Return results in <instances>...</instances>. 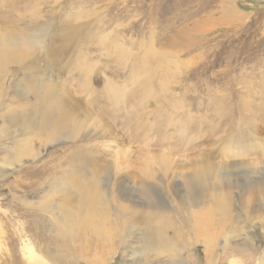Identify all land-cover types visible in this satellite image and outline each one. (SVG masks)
Returning <instances> with one entry per match:
<instances>
[{
  "label": "rangeland",
  "instance_id": "1",
  "mask_svg": "<svg viewBox=\"0 0 264 264\" xmlns=\"http://www.w3.org/2000/svg\"><path fill=\"white\" fill-rule=\"evenodd\" d=\"M29 13L38 14L51 36L39 69L71 102L81 129L73 141L58 137L47 146L33 141L38 161L5 175L0 171V264H10L9 236L27 231L32 218L37 226L31 225L27 240L36 264H52L44 253V213L19 200L35 202L64 180L66 166L81 153L83 166L90 163L87 173L98 168V185L125 205L177 200L190 188L187 178L210 167L203 201L216 192L222 197L212 184L226 183L231 212L225 221L212 216L211 235L201 221L210 218V204L196 208L199 239L192 234L190 255L183 259L256 264L264 239L253 236L254 224L264 220V198L249 192L264 184V0H0V16L19 17L11 23ZM76 146L83 152H74ZM43 162L47 176L36 174ZM148 186L151 200L139 193ZM47 200V207L57 205L58 194H47ZM106 211L110 217V206ZM230 222L250 235L245 252L239 246L223 249L222 241L232 239ZM80 235L91 240L86 232ZM69 244L64 246L70 256L63 258L71 264H144L140 251L121 253L118 243L78 254V244ZM22 245L19 264H28Z\"/></svg>",
  "mask_w": 264,
  "mask_h": 264
},
{
  "label": "bare ground",
  "instance_id": "2",
  "mask_svg": "<svg viewBox=\"0 0 264 264\" xmlns=\"http://www.w3.org/2000/svg\"><path fill=\"white\" fill-rule=\"evenodd\" d=\"M27 16L29 17L20 19L17 23H11L10 19L19 17L0 16V139L5 142L1 144L4 156L0 158V171L4 175L6 171L10 172L18 167L17 171H20L24 163H34L39 160L37 151L33 149V141L45 146H47V140L58 137L73 141L81 129L71 102L61 95L62 91L59 94L55 85L47 81L45 70L39 69L40 62L45 61L44 55L51 40V36L47 33V25L39 24L36 13H29ZM67 46L69 44L66 43L64 49ZM12 68L16 69L18 76L10 75ZM39 71L42 74H38ZM10 78H13V81ZM80 150L79 146L74 148V152H83L82 149ZM80 155L66 166L69 171L64 180H56L54 186L48 187V190L46 188L43 194L36 196L35 202L19 200L23 205H34L44 213L43 230L46 231L45 239L48 242L47 251L44 253L52 264L70 263L63 258V254L69 258L71 253L67 252V247L64 245L67 243L73 245L75 242L78 244L76 253L84 252V248L100 252L118 243L121 253L140 251L142 256L140 262L144 264H191L186 259L184 261L183 254L190 255L192 243L188 240L192 239V234L199 239V223H196L195 209L203 208L207 203L210 204L208 210L210 218L208 220L201 218V221L206 226L205 230H209L211 235H215L211 229L212 216L225 221L224 217L230 215L231 199L226 183L217 181L212 184L218 192H222V197L217 196L216 192L210 195L207 202L203 201L205 190L202 189L205 186L209 187L208 182L213 177L210 167L200 169L199 172L196 171V174L188 177L187 184L190 188H187L184 196L178 197L177 200L158 203L156 199H153L154 202L145 200L143 203L141 201L137 204L125 205L112 190H105V187L103 189V186L98 185L97 176L100 170L95 167V163L92 173H87L86 168L90 167V163H85L83 166L82 158L78 157ZM44 164L46 163L43 162L41 166ZM36 171L37 175L47 176L46 165L42 170ZM21 183L18 182L19 185ZM151 187L148 186L139 193L146 198V192L149 196L152 193ZM251 191L250 195L264 198V184ZM49 193L50 196L58 194L57 205L47 207ZM245 196L243 194V197ZM108 206L112 210L110 217H106ZM107 218L113 221V226H106ZM31 225H36L33 218L28 223L27 231L23 228V232L16 237L9 236L12 238L9 243L11 254L7 255L6 261L10 264L20 263L16 253L20 242L21 244L24 242L22 245L24 248L21 251L27 254L28 264H36L31 244L27 240L28 231H32ZM254 228L257 233L253 236L260 234L264 239V220L255 223ZM228 229H235L232 227V222L229 223ZM84 232L89 234L90 241H82L83 236L80 233ZM122 232L124 234H121ZM169 234L174 237H169ZM229 234L232 239L221 240L224 242L225 251L232 246H239L244 251L252 245L251 237L246 232L234 230ZM173 239L178 242L175 243ZM245 242H248V247L244 244ZM204 248L206 254L210 252L206 250V246ZM126 261L128 260H121V264H126ZM256 264H264V254L257 257Z\"/></svg>",
  "mask_w": 264,
  "mask_h": 264
}]
</instances>
